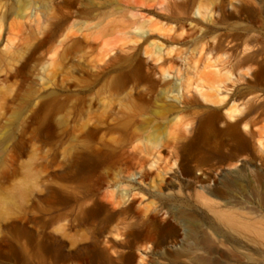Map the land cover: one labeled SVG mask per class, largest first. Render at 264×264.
I'll return each mask as SVG.
<instances>
[{"label": "rangeland", "instance_id": "1", "mask_svg": "<svg viewBox=\"0 0 264 264\" xmlns=\"http://www.w3.org/2000/svg\"><path fill=\"white\" fill-rule=\"evenodd\" d=\"M0 264H264V0H0Z\"/></svg>", "mask_w": 264, "mask_h": 264}, {"label": "bare ground", "instance_id": "2", "mask_svg": "<svg viewBox=\"0 0 264 264\" xmlns=\"http://www.w3.org/2000/svg\"><path fill=\"white\" fill-rule=\"evenodd\" d=\"M63 110V116L62 117H67L69 115V110L65 109V108H60ZM244 123V117H238L236 118L233 122H228L227 123V127L228 129L232 132V137L234 139L235 142H238L240 140H242L243 138V131L241 130V125ZM246 153V148H241L240 152H239V158L243 161L244 164L247 163V156L245 155ZM129 206H132L131 202L128 203ZM232 220L235 224H237L238 222V218L237 216H232ZM170 224V223H169ZM169 242V238L168 237H163L161 240V243H168ZM136 246V242L130 243L128 245V250L131 252L133 250V248ZM237 246V245H236ZM235 256L238 257L237 254V250L235 249L234 251Z\"/></svg>", "mask_w": 264, "mask_h": 264}]
</instances>
